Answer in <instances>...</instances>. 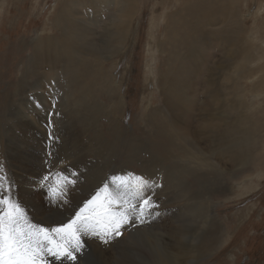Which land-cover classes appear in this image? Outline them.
I'll use <instances>...</instances> for the list:
<instances>
[{
	"label": "rangeland",
	"instance_id": "374dc122",
	"mask_svg": "<svg viewBox=\"0 0 264 264\" xmlns=\"http://www.w3.org/2000/svg\"><path fill=\"white\" fill-rule=\"evenodd\" d=\"M59 1L0 0V169H2L0 175L5 176L7 182L12 185L15 196L24 208L29 221L47 228L68 223L98 192H100L103 199L104 193L101 189L105 184H111L109 190L115 191V187L111 182L115 178H118L116 179L118 183L123 178V175L127 173L128 176L137 175L150 181L151 184L145 187L142 195L148 196L151 202L154 203V212L159 219L158 224L153 225L148 220H145L144 223H139L133 219L132 223L125 225L122 228L123 230L121 229V236L113 238L114 240L111 239L107 244L102 243L95 236L88 235L90 249H87V245L84 244L85 247L81 253L77 254L78 259L75 262L77 264L82 257L88 256L85 257L84 264H103L105 260L106 262L109 261L108 264H131L136 262L137 258L133 257L132 253L135 251L131 247L132 244L128 241L124 244L122 241L124 230L127 231L128 229V236H132V239L139 236V231L143 233V228L147 232H150V236L156 235L162 230L161 232L165 238L164 241L169 244L168 240L171 229L178 228L181 223L182 225H191L192 222V225H196V223L201 222L198 218H194L193 221L190 220L188 223H185L184 220L187 217H192V213L189 210L183 213V215L175 214V210L182 203L177 202L172 194L181 196V193L177 189L170 195L167 191L162 190L161 187L164 182L163 174L161 175L163 179L156 183L155 181H151L149 172H147L146 177L141 175L140 172H142L145 160L149 159L148 161H152L154 157L157 162L159 161V163L156 162V165L159 164V166H156L157 170L165 166L166 172L170 163L183 161L185 158L181 154L182 151H185L184 146H182L184 144L182 142L185 141L183 133L185 134V130H188L187 134L195 139L196 133H200L203 128L202 122L204 123V119L207 117L206 113L203 116L199 112L202 103L208 99L207 91L205 90L207 86V72L214 66L216 61H218V65L222 68L220 69V74L223 69L226 72L232 73L234 68L237 67V63L241 62L236 57L235 51H232L230 56L226 54L225 49L217 41L212 40L211 43L205 46L206 51L203 55L205 61L198 70L197 68L194 69V72L197 71L196 73L192 74L193 71L191 72L190 69L192 60L177 64L173 62L171 64L168 56L162 54L161 51L156 53L154 68L153 53H151L149 48L152 44V33L159 43L165 42V34L170 33L168 32L170 29L167 28L165 23H161L156 31H153L151 28L152 18L157 14L155 11L157 5L159 6V3L168 5V7L159 6L160 11L162 10L160 17L162 14L169 12L174 16V19L179 11L186 7L188 1L190 3L197 1L196 3H198L202 0H183L187 2L180 4L175 1L173 2V0H139L141 3V14L139 13L138 20L140 22L136 27L133 41H130L126 49L116 60L112 59L107 63L105 62L108 70L117 62V69L111 70V72L121 84L122 91L121 95L117 98V102L118 105L121 103L125 107V111L123 110L124 112L121 114L115 107L114 102L116 99L114 98L112 99L113 101L110 100L108 102V99L112 98V96L104 92L102 93L101 97L103 100L100 101V104L103 106L107 104L109 106V109L103 110L102 108L104 112L107 111V115H99V118L91 122L89 128H80L79 126L80 132L83 135L81 142L89 145L87 147L88 151L86 150L87 155L90 156L88 158V163H90V165L88 164L89 171H87L89 173L86 174L87 183L85 191L78 192L81 200L70 204L69 208L71 212H66L65 209L68 208L67 203L72 192V187L67 188L66 202L59 200L56 194L50 192L49 189L55 184V174L62 172L65 168L61 161L64 162L65 159L75 161L77 167L79 164H82V153L81 151L78 152L75 140L77 119L72 115L74 106H72V100L70 99L72 96L70 79L73 74L71 71L75 70L70 69L68 63L52 66L49 62H46L39 69V73L37 69L35 72L31 67H27L28 64L30 65L33 62L32 58L36 50L35 46L40 45L42 38L48 40L52 35L54 38L55 36L60 37L62 35V30L60 31L53 24L54 11L55 8L59 9ZM237 4H233L232 6H235V11L238 10L240 12L239 17L236 19L241 18L243 20L244 24H242L247 31L246 35L241 36L243 38L242 44L238 45L242 50L243 47L247 49L250 45L255 47V50L253 48L252 50L249 49L250 54L252 53V60L249 62L248 68L252 74L248 80H243L241 83L244 89L247 90V98L245 100L248 109L245 111L242 109L241 111L243 115H247L246 113L248 112L250 117V131L253 134V142L248 148L250 149L254 163L248 170L244 171L239 165L231 163L225 154H215L216 157L212 159V163H214L212 165L220 168L221 172L223 171V177L222 180L217 182L220 188H217L214 184L213 191L207 194L213 203L217 204L214 207L212 205L211 212H209L211 214L209 222L212 226L210 228L207 227L206 230L202 229V232L200 231V237L193 244L195 247L197 246L195 250L198 260H193L187 264H264V176L263 178L256 176L261 169L264 170V88L254 90L256 85L264 82V0H238ZM89 5L90 3L87 4V6ZM84 6L80 8L77 5L76 12L80 15L86 14V19L91 22L88 27L89 30H85L89 32L86 40L98 42L100 41L98 33H101L105 24L109 22L108 18L118 14L116 11L118 3L115 2L112 5H108L109 7L100 8V10H104L105 12H100L98 9L100 17L98 20H94L95 22H92L91 16L88 15L94 9H92V4V7L89 6L90 9ZM139 16L141 17L139 18ZM104 17L106 19L102 20ZM93 23H95V26H93ZM245 41L246 43H244ZM204 45L205 41L200 42L199 46L197 41L195 42L194 46L198 54L200 51H204L200 50ZM45 46L47 47L48 45ZM100 46L102 47V45ZM92 63L97 65L95 62ZM78 68L76 66V70ZM152 69L155 72L154 76L151 75ZM168 74L172 75L175 80L174 84L164 91L157 79ZM188 82L190 85H188ZM40 86H42L41 90L38 89ZM223 90L225 91L224 87ZM37 92L42 93V96L34 99L33 95H37ZM168 92L171 100L167 96ZM179 92L181 97L178 95L179 98L176 99V94ZM121 97H125L126 99L123 100ZM186 98L192 101L193 106L190 107L189 104H184L183 99L186 100ZM229 100L227 101L228 103ZM39 112L44 113L45 118H43L42 127L41 125L38 126L39 130L35 131V136L31 129V124L32 127L33 125L35 126L38 119L37 115L40 114ZM62 112L64 114H61ZM155 112L157 113L153 115ZM217 114L220 116L222 111L219 110ZM147 115L151 119H147ZM112 120L114 121L113 124L116 123L115 126L120 131L109 130L110 121ZM222 122L216 126L217 132H223L225 127L229 125L227 120ZM224 122L226 123L224 124ZM230 125H232L231 122ZM50 133L53 134L55 139L49 138ZM96 136L99 137L96 138ZM187 137L189 136L187 135ZM93 139L95 140L93 141ZM189 139L192 140L191 138ZM71 141L73 142V146L76 145L74 146L76 148L74 152L76 155L73 153V158L69 154L72 146ZM191 144L195 146L196 150H199L197 152V159L202 157L207 141L205 143L203 137H197ZM63 146H67V149ZM137 146L140 147L137 148ZM102 147L103 149H101ZM141 147L142 149L145 147L146 150L144 151L149 154L141 151ZM158 148L159 150H157ZM49 153H51V156H49ZM206 153L209 154L207 149ZM66 155L67 157H65ZM131 156L132 158H130ZM46 160L49 163L46 164ZM132 163L137 164H135L136 166L134 164V166H131L130 164ZM90 167L92 168L90 169ZM50 171L53 177L52 182L42 183L43 177L48 175ZM205 171L201 172L204 173ZM72 172L77 174L72 177L77 182L80 179V175L77 170H72ZM201 172L200 174L202 175ZM71 174L68 175L70 176ZM182 177L180 172L174 173L173 182H179L186 188H189L190 185L192 187L193 183H188L190 179L184 181ZM211 177L215 178L213 175ZM100 179L102 180L100 181ZM256 186L258 188L253 191ZM216 190L229 192L214 195L213 192ZM206 193L208 192L205 191L202 198H207ZM232 193L234 194L232 195ZM188 202H193L192 204L196 210V200ZM58 208H61V211H58ZM173 209L175 210L173 211ZM164 216L167 218V222L161 221ZM157 225L160 227V230L154 234V227ZM81 239L83 242L82 235ZM190 243H193V241ZM94 249L99 251V257L95 255ZM81 255L82 257H80ZM48 259L50 264H59V262L50 257ZM63 264H72V262L66 260ZM178 264L186 263L185 261H180Z\"/></svg>",
	"mask_w": 264,
	"mask_h": 264
},
{
	"label": "bare ground",
	"instance_id": "6f19581e",
	"mask_svg": "<svg viewBox=\"0 0 264 264\" xmlns=\"http://www.w3.org/2000/svg\"><path fill=\"white\" fill-rule=\"evenodd\" d=\"M174 1L179 4L187 2L183 0L182 1L173 0V2ZM115 2L118 3V8L116 10L118 14H115L108 18L109 22L105 24L104 29H103L104 31L102 30L101 33H98L100 37V41L93 42L91 40L90 41L86 40V38L88 37L87 34L89 32L85 30H89L88 27L91 22H89L86 19L87 18L85 17L86 14L80 15L76 12L77 5L80 8H83L85 4L86 5L84 7L89 8V6L90 7L93 6L92 7V9L94 8L93 11L92 12L90 11L88 13V15L91 16V21L93 22L94 20L95 21L98 20V18L100 17L98 9L100 10V8H105V6L112 5ZM196 2L190 3V1H188L186 3V7L182 9L181 11H179L178 15H176L174 19H173L174 16L171 15L169 12L162 14L160 17V13L162 10L160 11L159 6L168 7L167 4L162 5L159 3V6L157 5L158 9L154 8L157 14H155V16L152 18V22H151L152 30L156 31V29L159 28L161 23H165L167 25V28L170 29V31H168L170 33L165 34L166 40L165 42H161V43H159L156 40L155 35L152 33V39H151L152 44L150 45L149 48H150L151 53H153V62H154L153 67L155 68V64H156L155 63L156 53L161 51L162 54H165L168 56V60L171 64L173 62H175L174 64H177L180 62L183 63L185 61L192 60V65L190 69H191V72L193 71L192 74L196 73L197 71L194 72V69L197 68L198 70L204 64L205 59L203 58V55L205 54L204 52L206 51L205 46L206 44L211 43L212 40L217 41L219 45H221V47L225 49L226 54L230 56H231V52L235 51V55L241 63H237V67L234 68V71L232 73L226 72L223 69L222 73L220 74V69L222 68H220V66L218 65V61H216L214 66L209 70V72H207L208 74L206 78L207 86L205 90L207 91L206 93H207L208 99H206L205 102L202 103V105L200 106V110H199V112L203 114V116L206 113L207 117L204 119V123L202 122V125H203L202 130L200 131L199 134L196 133V137H195V139L197 137L198 138L203 137V139L205 140V143L207 141V145L204 148V155L197 159L198 157L197 152H199V150H196L195 146L191 144L193 140L195 139H193L192 136L187 134L188 130H185L186 131L185 134L183 133L184 135L183 139H185V141L182 142L184 143L182 146H184L183 148H185V151H182L181 154H183L186 159L185 158L183 159L182 157L183 161L180 160L179 162H174V163L169 162L170 165H168V169L166 172V170L164 169L165 166L164 167L160 166L161 168L157 170L158 168H156V166H159V164L156 165L157 161L154 159L155 158L154 157L153 159L151 158L152 161H148L149 159L145 160L146 162L142 166L143 168L142 172H140V174L145 177H146L147 172H149V175L151 176V181H155L156 183H158V181H161L164 176V182L161 187L162 190L167 191V193L170 195L174 192V190H177V189L180 190V193H181V196L172 194V196H174L177 202L182 203V205L178 209L176 210L173 209V211L174 210L176 211L175 214L183 215V213L189 210L190 213H192L191 215L192 217L190 218L187 217L186 220L183 219L184 222L188 223L190 220L193 221L194 218H198L201 222L196 223V225H192V222H191V225H188V224L182 225L181 223V225L178 228L171 229L169 240L167 239L169 241V244L165 243L164 241L165 238L163 237V234L161 232L162 230H160V227L158 225L154 227V234L156 233V231L158 232L159 230H160V233L150 236L149 235L150 232H147V230L143 228L144 229L143 233L142 231H139V234H138L139 236L133 239H132V236H128V232H127L128 229L127 231L124 230V233H123L124 236H123L122 241L124 244H126L127 241L132 244L131 247L133 251L135 252L134 253L131 252V253L133 254L134 258H137V261L131 264H178L180 261H185V263L187 264V263H191L193 260H196V259L198 260L197 252L195 250L197 246L195 247V245L193 244L197 242L198 238L200 237V233L203 231L202 229L206 230L207 227L210 228V226H212L209 222L211 220V214L209 212H211L210 210L212 208V205L213 207L217 205L213 203L212 199L208 197L207 194L213 191L212 188L214 189V184L216 185L217 188H220L217 182L222 180V177H223V174H222L223 171L221 172L220 168H218L217 166L215 167V165H212L214 164L212 163V159L216 157L215 155L216 153L225 154L229 158L231 163L233 162L234 164L239 165V167H241L244 171L248 170L250 166L254 163L253 157L250 154V149L248 148L253 142L252 140L253 134L250 131V125H251L250 117L248 115V112L247 113L245 112L248 115L247 116V115H243L241 111L242 109H244V111L248 109L247 108L248 105L246 106V100H245V98H247V95H246L247 90L244 89L241 83L243 80L244 81L248 80L250 78L249 76L252 74V72L248 68V64L252 60V56H251L252 53L250 54L249 49L252 50L253 48L255 50V47L250 45L247 49L243 47V50L239 47V45H241L243 41V38H241V36L243 37L244 35H246L247 31H246V28L243 26L244 24L243 20L241 18L236 19L237 17H239L240 12L238 10L235 11L234 9L235 6L232 7L233 4L235 5L238 3V0H202V1H199L198 3ZM89 3L90 5L87 6V4ZM58 4H59V9L57 10L55 8L53 24L55 27H58L60 31L62 30L61 31L62 35L60 37L55 36V38L52 35L49 37L48 40H46L45 38H42V40H40V45L35 46L36 50L32 58L33 62L30 63V65L27 63L28 66L27 65L26 66L31 67L32 70H34L35 72L37 69V72H38L39 69L46 64V62H49L52 66L60 65V64L65 65L66 63H68V67H70V69L75 70V71L70 70L73 73L70 79V83L72 85L71 86L72 96L70 97V99L72 100V106H74L72 115L73 117L77 119V121L75 120L76 121L75 140L77 142L78 152L81 151L82 153L81 154L82 164H79V166L77 167L75 165V161H68L66 159L64 160L65 163L61 161L62 165L64 164L63 167H65L62 170V173H64L65 175L66 174L68 175V174L73 173L72 170H77L78 174L80 175L79 177L80 179L73 186L72 185L68 186L69 188L72 187V192H71V195L69 194L70 198L67 203L68 208L65 209V211L71 212L69 208L70 204L74 202H79L81 198L78 192L85 191L86 189V183H87L86 174L89 173L87 171H89L88 166L90 165V163H88V158L90 156L87 155L88 153H86L87 147L89 145H85L81 142V138L83 135H82V132H80L81 131L80 128H83V127L89 128V125L91 124V122L99 118V115L101 116L107 115V111L104 112L103 110L109 109L108 108L109 106L107 104L106 106H103L100 104V101L103 100L101 96H102V93L104 92L109 93L112 96V98L108 99V102L114 98L116 99L114 104L117 110H119L121 114H123V112L125 111L124 110L125 107H123L121 103L118 105V102H117V98L121 95V91H122L121 84L119 80L116 78V76L111 72V70L117 69V66H118L116 64L117 62L116 63L114 62L115 64L111 66L110 70L106 68L105 62L107 63L109 60H112V59L116 60L117 57H119L121 53L126 49V46L130 43V41H133L136 27L138 26L140 22L138 20V15L141 12L140 11L141 3L139 0H118V1L117 0H60ZM101 11L105 12L104 10H100V12ZM140 17L141 16H139V18ZM103 19H106V18L104 17L102 18V20ZM94 24L95 23H93V26H95ZM196 41L198 43V46L200 42L205 41L204 47H202V49L200 48V50H204V51L203 52L200 51L199 54H198L197 49L194 46ZM99 43L100 45H102V47L99 45ZM244 43H246V41ZM45 45H48V46L46 47ZM166 47H167V50H166ZM92 62H95L97 65H94ZM169 62L167 61L168 64ZM76 66L79 67L77 70H76ZM151 71H153V69ZM154 73L155 72L153 71L151 75L154 76ZM172 78H173L172 75L168 74L166 76H161V78L157 79L159 85L161 84L164 91H166L172 84H174L175 78L173 79ZM188 85H190L189 82H188ZM223 87L225 88V91L223 90ZM258 88H264V82L256 85L254 90ZM38 89L41 90L42 86H40ZM41 94L37 92V95H33V98L38 99L39 96H42ZM167 94H168L167 95L168 98L171 100V96H169V92ZM178 95L180 96V92L176 94V99L179 98ZM121 98L123 100L126 99L125 97H121ZM183 100H184L183 101L184 104L186 105L189 104L190 107L193 106L192 101L190 99L186 98V100L185 99ZM228 100H229V103L227 102ZM219 110L222 111V114L220 116L219 114H217V112L219 113ZM108 113L110 115L109 110H108ZM156 113L157 112L153 113V115H155ZM61 114H64V113L62 112ZM44 116H45L44 113L41 112L40 114L37 115V118H38L37 121L34 119L36 121L35 126L33 125L32 127V124H31V129L34 135L36 134L35 131L39 130L38 126L41 125L42 127L43 125L42 121H43V118H45ZM147 119H151V117L147 115ZM224 120H227V123L229 125L225 127L223 132H217L216 126H218ZM229 121L231 122L232 125H230ZM113 122H114L113 120L110 121L109 130L120 131V129L116 128L115 126L116 123L113 124ZM225 123L226 122H224V124ZM64 128L66 129V127ZM187 135L189 137H187ZM98 137L99 136H96V138ZM189 138H191L192 140H190ZM95 139H93V141ZM71 144L72 146H71L70 153H69L70 157H72L73 156L72 154L76 151V148L74 147L76 145L73 146L72 141H71ZM103 147L105 148V146ZM103 147L101 149H103ZM135 147H136V144H135ZM139 147L140 146H137V148ZM64 148L67 149V146H65ZM206 149L209 154L206 153ZM144 150H146L145 147L143 149L141 147V151H143L145 154H149V153H146ZM157 150H159V148ZM161 152L163 151L161 150ZM65 157H67V155ZM130 158H132V156ZM94 161L93 163L95 164ZM157 163H159V161ZM133 164L134 163L130 165L132 166ZM194 167H196V169H194ZM91 168L92 167H90V169ZM163 169L165 170L166 173L164 172ZM203 170H206V171L202 173L201 171ZM178 172H180V174L183 176L182 178L184 179V181L186 179L187 181L188 179H190L188 183H193L192 187L190 185L189 188L188 187L186 188L185 186L183 187L182 186L183 184L179 182H176V183L173 182V174L174 173L176 174ZM200 172L202 173V175L200 174ZM162 174L163 176H161ZM211 175L215 176V178H212ZM256 176L258 178H263L264 170L261 169ZM137 177H140V176H137V175L128 176V174L126 173L125 175H123L122 180H125L131 186H135L137 183V180H136ZM101 180L102 179H100V181ZM180 180L182 181V179ZM173 183H174V186H173ZM256 188L258 187L256 186L253 189V191ZM205 191L208 193H206L207 198L204 199L202 198V195L204 194ZM228 192L227 191L220 192L216 190L213 193L214 195H216V194H221V193L224 194ZM233 194L234 193H232V195ZM138 200L134 199L133 202H136L137 204H139ZM191 200H196V204H197L196 210H195L194 205L192 204L194 201L191 203L188 202ZM154 209L155 208L152 209V215L145 219L153 223V225L158 224L159 222L158 216L157 214H155ZM57 210L61 211V208H58ZM161 221L167 222V218L164 216L161 219ZM240 221L242 222V220ZM200 227L202 228L200 229ZM147 228H148V225H147ZM81 235L83 238V243L87 245V249H90L89 236H85L83 234ZM192 241L193 243H190ZM131 244H127V245H131ZM93 251L95 255L99 257V253H98L99 251L97 249H94ZM82 255L80 257H82ZM85 257H88V256H85ZM85 257H82L81 260L77 262V264H84ZM108 262H106L105 260L103 264H108Z\"/></svg>",
	"mask_w": 264,
	"mask_h": 264
},
{
	"label": "snow or ice",
	"instance_id": "6c2138e0",
	"mask_svg": "<svg viewBox=\"0 0 264 264\" xmlns=\"http://www.w3.org/2000/svg\"><path fill=\"white\" fill-rule=\"evenodd\" d=\"M49 138L55 139L52 133ZM76 175L75 172L71 176L57 172L55 184L49 191L66 202L67 188L76 183L72 178ZM52 179L50 171L42 183H51ZM116 179L112 181L115 191H110V185L105 184L101 189L103 199L98 192L68 223L47 228L29 221L12 185L0 175V264H50L49 257L59 264L65 260L75 264L77 254L85 247L81 234L95 236L107 244L121 236V229L133 219L144 223L155 207L149 197L142 195L151 182L137 177L136 185L131 186L122 179L117 183ZM137 198L139 204L133 202Z\"/></svg>",
	"mask_w": 264,
	"mask_h": 264
}]
</instances>
